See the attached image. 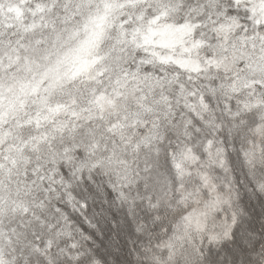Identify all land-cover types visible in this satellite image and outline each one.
<instances>
[{
  "label": "snow or ice",
  "instance_id": "snow-or-ice-1",
  "mask_svg": "<svg viewBox=\"0 0 264 264\" xmlns=\"http://www.w3.org/2000/svg\"><path fill=\"white\" fill-rule=\"evenodd\" d=\"M0 264H264V0H0Z\"/></svg>",
  "mask_w": 264,
  "mask_h": 264
}]
</instances>
